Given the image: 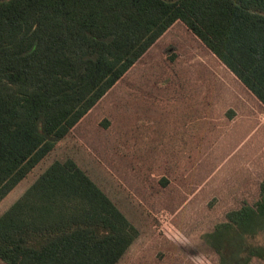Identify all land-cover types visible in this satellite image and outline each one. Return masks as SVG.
<instances>
[{
	"label": "rangeland",
	"instance_id": "1",
	"mask_svg": "<svg viewBox=\"0 0 264 264\" xmlns=\"http://www.w3.org/2000/svg\"><path fill=\"white\" fill-rule=\"evenodd\" d=\"M262 181L264 106L178 20L0 201V264H68L34 259L36 224L101 234L73 264H218L204 234Z\"/></svg>",
	"mask_w": 264,
	"mask_h": 264
},
{
	"label": "trees",
	"instance_id": "2",
	"mask_svg": "<svg viewBox=\"0 0 264 264\" xmlns=\"http://www.w3.org/2000/svg\"><path fill=\"white\" fill-rule=\"evenodd\" d=\"M178 20L264 106V0H0V201ZM34 229L42 263L73 264L106 245L99 233L73 246ZM258 230L264 181L253 205L229 210L203 237L218 264H249L264 259L244 235Z\"/></svg>",
	"mask_w": 264,
	"mask_h": 264
}]
</instances>
